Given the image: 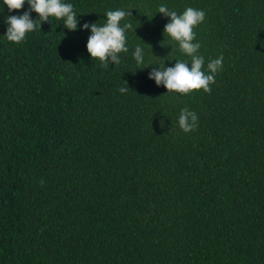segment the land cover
<instances>
[{
	"label": "trees",
	"instance_id": "1",
	"mask_svg": "<svg viewBox=\"0 0 264 264\" xmlns=\"http://www.w3.org/2000/svg\"><path fill=\"white\" fill-rule=\"evenodd\" d=\"M65 2L79 23L129 11L134 33L101 68L87 30L50 18L12 43L6 15L27 4L0 13V264H264V0ZM160 3L204 10L199 52L223 57L209 92L135 70L141 41L147 62L183 58ZM182 107L198 117L187 133Z\"/></svg>",
	"mask_w": 264,
	"mask_h": 264
},
{
	"label": "clouds",
	"instance_id": "2",
	"mask_svg": "<svg viewBox=\"0 0 264 264\" xmlns=\"http://www.w3.org/2000/svg\"><path fill=\"white\" fill-rule=\"evenodd\" d=\"M25 4L27 8L18 14L6 15V29L3 33L4 39L12 43L22 42L27 33L39 29L41 22H49L50 18L62 21L63 28L69 31L87 30L88 36L85 42V50L90 60L95 59L101 68H109V65L116 66L121 63L120 53L128 52L126 32L134 28L128 22L121 23L129 11L117 8L106 10L103 13V23L83 22L79 23L77 13L73 10L71 2L65 0H0V13L4 8L12 13V10H19ZM166 17V23L162 28V35L167 36L170 45L183 57L172 59L169 66H165L163 59L159 64L147 62L146 50L143 43L136 44L131 52L136 69L143 70L149 65H154L147 72V78L152 80L156 86H163L167 93L187 95L193 90H203L207 93L210 84L214 82L215 75L222 68V55L209 59L205 64V58L200 54V41L196 40V32L193 29L204 20L203 9L185 7L180 13L170 9L166 4L157 5L155 13ZM31 13L36 18L30 17ZM154 13V14H155ZM153 14V15H154ZM152 15V16H153ZM61 25V24H60ZM119 87L120 93L129 91V87ZM197 113L187 107H182L176 117L177 127L187 133L197 127Z\"/></svg>",
	"mask_w": 264,
	"mask_h": 264
}]
</instances>
